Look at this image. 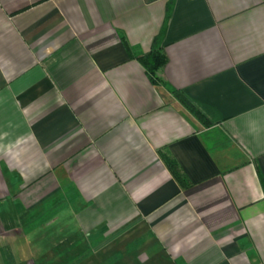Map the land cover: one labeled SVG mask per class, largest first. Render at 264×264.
<instances>
[{
    "label": "crops",
    "instance_id": "1",
    "mask_svg": "<svg viewBox=\"0 0 264 264\" xmlns=\"http://www.w3.org/2000/svg\"><path fill=\"white\" fill-rule=\"evenodd\" d=\"M0 264H264V0H0Z\"/></svg>",
    "mask_w": 264,
    "mask_h": 264
},
{
    "label": "trees",
    "instance_id": "2",
    "mask_svg": "<svg viewBox=\"0 0 264 264\" xmlns=\"http://www.w3.org/2000/svg\"><path fill=\"white\" fill-rule=\"evenodd\" d=\"M157 42L155 41L153 48L146 54L136 57L137 61L144 68L145 73L153 86L162 87L166 92L181 105V107L199 124L203 127H209L211 122H209L199 110H197L183 95L181 92L176 90H171L166 87L164 80L160 75L161 69L166 65L167 58L163 52H161L157 47ZM129 51V47H126ZM162 160L167 167L170 174L182 185L186 186L188 184L187 179L182 173L181 169L178 167L174 159L167 153H161Z\"/></svg>",
    "mask_w": 264,
    "mask_h": 264
}]
</instances>
